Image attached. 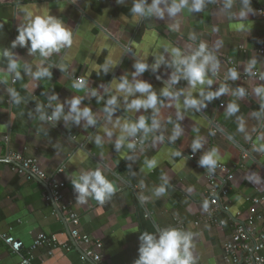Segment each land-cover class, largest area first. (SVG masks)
Instances as JSON below:
<instances>
[{
    "label": "crops",
    "instance_id": "obj_1",
    "mask_svg": "<svg viewBox=\"0 0 264 264\" xmlns=\"http://www.w3.org/2000/svg\"><path fill=\"white\" fill-rule=\"evenodd\" d=\"M223 2L210 0L201 12H189L185 8L177 16L169 18L166 15L161 20L135 17L130 12L132 0H125L124 4H117L116 0H0V50L11 47V41L18 34L17 27L26 22L29 14L57 17L73 33L71 47L54 53L44 64L49 67L51 78L34 80L21 67L20 79L9 76L7 81L0 82V234L20 240L24 245L21 255L40 233L54 234L63 243H71V238L56 204L44 200L45 184L33 176L17 175L13 171L14 164L7 158L9 154L37 159L47 175L65 167L61 176L66 184L65 199L80 217V233L102 243L103 264H134L140 233L155 234L165 228L193 234L192 252L197 264H222V245L232 231L231 215L246 211L247 199L264 195V152L256 150L264 143V140L258 141V137L264 136V116L259 119L253 116L261 104L253 88L264 84L259 79L264 74V20L257 14V9L264 6V0H251L255 12L243 20L235 15L241 9L240 0H233L230 10L233 15L223 10ZM172 25H178L177 30L173 31ZM193 33L195 40L190 39ZM201 42L207 44L220 63L217 75L209 73L214 81L212 90L227 84L229 93L206 102L205 108L185 109L183 95L178 99L160 95L171 69L162 65L153 72L149 68L140 79L152 84L160 98L162 106L158 118L161 126L146 138L137 135L142 146L128 149L126 142L116 151L114 144L120 129L113 126L115 120H135L140 115L151 117V110L127 111L121 98L120 108L109 122L103 108L104 101L116 94L111 84L121 75H127L131 80L133 63H153V57L162 53L166 46L190 54ZM11 50L21 65L27 63L33 72L36 71L41 59L38 54L29 55L26 47ZM165 55L171 59L168 53ZM253 57L257 59L254 71L258 77H245L244 69ZM228 61L237 66L240 79H222L229 69ZM106 62H110V68L104 74L100 66ZM6 67L7 61L0 56V80ZM78 78L88 82L85 89H73ZM237 86L245 88L246 96L241 98L231 94ZM8 88L19 93L21 103H14ZM92 89L103 100L97 102L90 95ZM171 90L186 93L189 89L187 82L181 80L171 86ZM53 92L59 100L52 101V107H48ZM192 94L197 96L198 91L193 90ZM73 96L83 98L81 108L88 106L93 110L96 126H87L85 121L75 125L63 119L58 122L39 119L37 105L44 106V112L50 115L56 103H63ZM229 102L237 103L240 111L226 117L225 108ZM64 110L67 113L66 104ZM178 113L183 119L177 118ZM238 117L244 121V132L238 131ZM177 124L183 132L170 143L168 138ZM105 129L111 130L113 135L109 137ZM96 136L101 137V145L94 143ZM160 136L162 141L157 139ZM195 139H200L203 146L192 153L190 146ZM213 148L218 154L217 163L234 173L228 185L230 215L218 216L227 222L223 228L203 221L201 217V209L206 205V176L196 161ZM177 150L181 151V156L172 155ZM190 155L195 160H190ZM152 158L158 163L149 171L144 161ZM97 168L115 185L116 192L104 204L93 198L84 204L77 202L71 180L82 171ZM165 180L168 181L166 193L156 197L153 195L155 188ZM141 194L149 198L144 203L139 200ZM0 264H21L20 256L1 241ZM31 264L90 262L82 259L81 251L76 247L69 251L56 250L52 256H47L46 250L40 248L33 253Z\"/></svg>",
    "mask_w": 264,
    "mask_h": 264
},
{
    "label": "clouds",
    "instance_id": "obj_2",
    "mask_svg": "<svg viewBox=\"0 0 264 264\" xmlns=\"http://www.w3.org/2000/svg\"><path fill=\"white\" fill-rule=\"evenodd\" d=\"M210 0H132L130 12L138 19L143 18H158L163 20L167 15L169 18L177 16L185 8L189 12H201L205 8L206 4ZM117 4H124L125 0H116ZM241 9L235 14L238 15L241 20L248 18L249 14H254L255 10L251 6V0H240ZM233 6V0H224L223 10L229 14ZM242 27V25H238ZM172 30L175 31L178 25H172ZM17 35L14 40L11 41L10 48H4L0 50V56L7 61L6 72L0 80L5 82L9 76H13L14 79L21 78V67L25 74H30L34 80H40L42 78H51L52 73L49 67H45L44 64L49 57L54 53H58L61 49L71 47L73 43V33L71 29L65 26L64 22L52 15H37L35 17L29 16L26 18V22L17 27ZM190 39L195 40V34H191ZM17 47L27 48L29 55L38 54L41 58L39 64L36 66V71H32L31 65L25 63L23 65L17 59V55L11 50ZM219 47V45H217ZM165 53H168L171 57L169 60ZM154 62L149 64L146 62L136 61L133 63L132 79L129 80L127 75H121L117 82L111 84V87L115 89V93L104 101L103 112L106 114L107 120L112 122L113 114L120 108L121 98L123 99L124 108L130 112H140L141 110L147 112L151 110V117L140 115L135 120L116 119L114 127L120 129V135L117 137L114 149L119 151L127 142L128 149H134L135 143L129 141V138L134 139L138 134L141 137H147L150 133H155L161 126L160 119V106L161 101L152 84L140 79L143 73L149 68L156 72L165 66L171 69L167 80L166 86L161 90L160 95L163 97L178 99L183 95V106L185 109L205 108L206 102H211L214 99L219 98L221 95L229 93L230 89L227 84H221L219 88L212 90L214 84L213 79L209 77V73L215 76L220 67L219 60L216 55L208 49L206 43L201 42L197 48L192 50L190 54H185L181 49L177 47H164L162 53L158 56H154ZM257 64V59L253 57L248 61L247 67L244 69L245 73L249 76H255L254 71ZM54 66V65H53ZM52 66V67H53ZM101 70L104 74L109 72L110 62H106L101 65ZM157 79H160L157 76ZM226 80L236 81L240 79V73L236 68L228 69ZM259 79L264 81V74L259 76ZM181 80L187 82L188 91L185 93L183 90L174 92L171 90V86L178 84ZM87 81L78 78L74 84L76 89H85ZM205 86L208 90L205 91ZM193 90L198 91V95L192 94ZM8 93L14 103H21V97L19 93L13 89L8 88ZM255 96L261 100L260 108L253 112V116L259 119L264 116V84H260L253 88ZM236 97L246 96V90L242 86H237L231 93ZM90 95L97 99V102L103 100L102 96L98 95L95 89L90 91ZM132 97V99H129ZM58 95L53 92L49 97L48 107H52V101H58ZM83 98L73 96L71 99H65L63 103H56L55 107L48 115L44 112L42 105L36 106V111L39 113V119L41 121H53L58 122L63 119L65 122L71 121L75 125H79L81 121H85L87 126L94 127L97 124V118L93 110L85 106L80 107ZM65 104L68 106V111L65 113ZM159 105V106H158ZM240 111V106L235 102H229L225 108V116L230 117ZM178 119H183L180 114H177ZM150 119V123H149ZM239 125L238 131L244 132L245 125L242 118L238 117ZM106 134L111 137L113 135L111 130L105 129ZM183 129L179 124L175 125L172 135L168 138L170 143H174L182 134ZM158 140H163V137H157ZM259 140H264V136L258 137ZM94 143L101 145L102 140L100 136H96ZM202 142L200 139H195L191 143L192 153L202 148ZM257 151L264 152V143H260L256 148ZM173 156H181V151H174ZM218 154L216 149H211L200 156L198 164L207 169L214 170L217 164ZM157 159H146L144 164L150 171L157 166ZM164 184L155 188L153 195L156 197L163 196L166 193ZM75 199L77 202L84 204L89 198L95 199L99 204H104L109 201L116 192L115 185L109 181L102 171L97 168L95 170L82 171L78 176L71 180ZM141 183V187H143ZM149 198L141 194L139 200L144 203ZM206 206V205H205ZM138 247V257L135 259L134 264H197L196 258L193 255V234L191 232L183 231L177 228H165L159 230L153 234L147 231L140 233Z\"/></svg>",
    "mask_w": 264,
    "mask_h": 264
},
{
    "label": "built area",
    "instance_id": "obj_3",
    "mask_svg": "<svg viewBox=\"0 0 264 264\" xmlns=\"http://www.w3.org/2000/svg\"><path fill=\"white\" fill-rule=\"evenodd\" d=\"M258 17L264 20V6L257 9ZM263 53V50L260 52ZM230 68L237 66L228 61ZM228 70L223 76L226 80ZM217 75V74H216ZM248 76L247 73L244 74ZM253 77H258V73ZM77 82L75 79L74 84ZM73 89L77 90L74 85ZM221 106V105H220ZM137 147L143 142L135 138ZM13 164V171L19 176H31L37 178L45 184L47 193L44 194L45 201H52L56 204L59 212L64 216L68 226L71 243L60 242L54 234L40 233L34 237L30 246L22 250L23 243L14 239L10 235L0 234V241L3 242L14 254L19 255L21 264H31L33 253L44 248L47 256H52L56 250L69 251L73 247L81 251L82 259L90 264H103V245L98 240H93L89 236L81 234L80 217L72 208V205L65 199L66 184L61 176L65 170L64 166L59 167L53 174L47 175L38 163L37 159H25L20 154H9L7 156ZM190 160H195L194 156H189ZM246 159V156L243 157ZM198 163V161H196ZM206 176V206L201 209L203 221L223 228L227 222L220 220V214L230 215L228 202L229 183L233 180L234 173L225 165L217 163L214 170L200 166ZM249 206L246 211H238L231 215L232 231L229 238L223 243L222 264H264V195L247 199Z\"/></svg>",
    "mask_w": 264,
    "mask_h": 264
}]
</instances>
